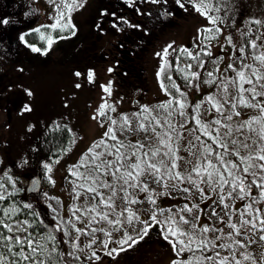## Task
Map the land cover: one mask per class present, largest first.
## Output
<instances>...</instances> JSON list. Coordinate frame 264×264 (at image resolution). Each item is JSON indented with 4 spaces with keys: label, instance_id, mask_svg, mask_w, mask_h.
<instances>
[{
    "label": "snow or ice",
    "instance_id": "snow-or-ice-1",
    "mask_svg": "<svg viewBox=\"0 0 264 264\" xmlns=\"http://www.w3.org/2000/svg\"><path fill=\"white\" fill-rule=\"evenodd\" d=\"M49 3L52 23L32 30L46 47L28 43V33L19 36L32 52L43 55L58 39L69 38L52 33L76 35L73 14L86 0ZM125 3L133 7L136 0ZM176 4L206 23L197 28L192 49L171 42L155 53L163 101L155 105L137 101L135 110L120 113L101 97L91 119L104 131L67 169L65 179L72 185L69 195L74 201L67 216L50 202L46 220L34 204L17 199L24 191L18 187V177L10 170L0 172V264H87L100 259L97 244L115 259L153 230L171 247L170 264H264V251L257 255L253 247L264 248V17L249 16L241 26L232 0H176ZM136 11L143 14L139 8ZM8 24V18L0 17V26ZM41 28L50 31L45 34ZM233 31L240 33L242 42L235 40ZM216 47L224 55L214 54ZM225 56L228 62L221 67ZM173 74L182 77L183 84ZM94 75L88 71L89 83ZM201 85L209 90L193 102L190 97L201 91ZM100 87L111 97V82ZM25 92L32 95L28 89ZM242 110L253 114L245 117ZM24 111L31 109L25 106ZM56 128L66 129L70 143H75L71 128L60 124ZM60 151L67 154L70 149ZM59 163L57 154L43 164L45 178L53 186V165ZM38 183L33 180L28 191H36ZM41 196L61 205L46 192ZM161 196L183 203L164 208L158 204ZM82 197L85 202L77 203ZM145 204L150 206L146 219L137 207ZM114 233L120 238L113 239ZM81 237H88L84 247Z\"/></svg>",
    "mask_w": 264,
    "mask_h": 264
},
{
    "label": "rangeland",
    "instance_id": "rangeland-1",
    "mask_svg": "<svg viewBox=\"0 0 264 264\" xmlns=\"http://www.w3.org/2000/svg\"><path fill=\"white\" fill-rule=\"evenodd\" d=\"M29 2L41 14V23L36 24L34 28L52 23L50 17L53 15V11L49 0H29ZM92 2L93 0H86L84 7L73 14L74 24L82 21L87 16V8ZM167 2L170 12L172 11V14L175 13V15L172 20H169V26L163 29L157 37L155 47L152 48L149 67L151 88L143 97L135 94L129 98L121 95L118 89L114 88L113 82L115 83L116 78L111 76L113 74L112 71H108L113 68L112 64H104L102 67L92 64L94 66L92 68L84 60H76L74 63L69 60H63L64 53L58 48L63 39H58L47 52V55L44 56L46 66H40L36 59L26 61L28 66L27 70H25L27 72L24 79L17 83L14 89L7 88L4 91V97H11L16 103L13 105V112H10L8 116L6 110L0 105V172L10 170V175L18 177V187L25 190L24 181L31 176H28L25 171H23L24 173H19L18 169L13 171L11 166L15 165L20 156H25L29 152L27 149L30 148L31 140L38 136L40 127L47 124L45 121L48 118L61 122L69 121L72 124L76 141L72 145V150L60 158V163L53 165L51 175L55 180L54 186L45 178V169L43 170V187L52 189L54 195L61 201V205H56V207L60 208L63 215L67 216L69 214L68 210L74 201L69 195L72 185L69 180L65 179L67 169L79 159L80 154L93 140L99 139L104 131L96 121L91 119L98 105L102 103L101 97H106L109 103H114L117 107V112L120 113H129L135 110L138 107L137 101L146 105H155L163 101L165 96L159 88L156 76L160 60L155 56V53L161 51L171 42H175L177 47L187 46L192 49V40L197 28L206 23L202 17L191 9L186 12L176 7V0H167ZM232 3L235 5L233 11L236 15L237 23L241 26H243V20L249 16L264 17V0H232ZM86 9L87 11L84 13ZM176 9L178 15L175 11ZM228 31L229 29L226 28L225 32L227 33ZM233 35L237 42H242L243 38L240 33L233 31ZM213 52L214 54L224 55L220 53L218 47L214 48ZM227 62L228 60L225 56V60L221 62V67ZM211 67H214V65H209V68ZM89 70H92L95 74L91 83L87 80ZM76 72L81 73V75H74ZM18 73L19 71L15 70L14 79L18 77ZM18 81L15 79V82ZM109 82H111V97H107V94L100 87L101 85H107ZM76 84L81 86L76 88ZM25 89L30 90L32 95H27ZM208 90L206 85H201V94L198 95V98L201 99L203 95L207 94ZM121 97H123L122 100ZM5 105L6 107L8 106L7 103ZM25 106H28L31 111H24ZM201 111L208 116L204 109H201ZM242 111H244L245 117L248 114H253L250 113V110ZM184 143H187V141ZM84 202L82 197L77 203L83 204ZM119 203L120 201L117 200L118 205ZM182 203V199L173 200L164 196L158 199V204L164 208ZM137 207L141 217L146 219L148 216L147 209L150 206L145 204ZM105 227L107 226L105 225ZM152 233H149L143 241L133 248L126 252H121L115 259L105 255L100 250L99 244H97L96 248L100 259L92 261L91 264H170L171 259H173L171 247L162 238L151 240V236L154 235ZM98 235L100 239H104L102 234ZM119 238L120 233L113 234V239ZM87 243L88 237H81V247H84ZM110 247H115V244L110 245ZM253 247L257 255L264 251V248L259 246ZM87 251V248H85L84 254Z\"/></svg>",
    "mask_w": 264,
    "mask_h": 264
},
{
    "label": "trees",
    "instance_id": "trees-1",
    "mask_svg": "<svg viewBox=\"0 0 264 264\" xmlns=\"http://www.w3.org/2000/svg\"><path fill=\"white\" fill-rule=\"evenodd\" d=\"M167 6L168 2L166 4H151L145 0H136L133 7H129L125 0H93L87 8V16L82 21L75 23L76 35L72 36L69 32L52 33V35L69 37L63 39L58 45V48L64 53L63 60H69L72 63L76 60H84L92 68H94L93 65L102 67L104 64H112L113 74L111 76L116 78L115 83L113 82L114 88L118 89L121 95L129 98L135 94L143 97L151 88L149 67L152 48L155 47L157 37L163 29L169 26V20H172L175 15L170 12ZM176 7L179 6L176 5ZM137 8L143 14H139L136 11ZM102 12L106 14L101 15ZM0 17L9 19L8 25L0 26V105L9 116L16 103L11 97H4V91L7 88L14 89L16 84L24 79L28 66L26 61L36 59L40 66L47 65L45 55L32 52L20 41L19 36L28 33L25 36L28 43L42 49L46 47V43L40 39L39 33L32 31L36 24L41 23V14L29 0H0ZM124 20H127L128 23L125 24ZM113 23L117 24L116 28L112 26ZM97 25L99 26L97 27ZM129 25H139L140 27H130ZM41 31L48 34L50 30L41 28ZM205 59L209 58L205 57ZM19 69H23V71H19ZM15 70L19 71L18 77L15 78L19 80L18 82H15L14 79ZM173 75L179 83L183 84L182 77ZM189 92L192 93V89H189ZM199 94L201 91L191 95L190 98L193 102L199 100ZM201 113L204 118H209L202 111ZM45 122L47 124L40 127L38 136L31 140L30 148L27 149L29 152L25 156L17 157L15 165L11 166L13 171L15 169H18L19 173L25 171L28 176L39 173L43 178L44 163L54 160L57 154L60 158L65 156L66 154L60 151L64 147L72 150L73 144L70 143L66 129L56 128V125L60 124L67 125L73 130L72 124L69 121L61 122L50 118ZM25 160L27 163H24ZM45 192L48 196L56 197L50 187H43L39 195H29L25 189L17 199H25L34 204L48 220L47 204L51 202L54 206L56 205L54 201H48L46 197L41 196V193ZM152 232L150 233L154 235L151 236V240L161 239L155 230ZM87 264H91V262H87Z\"/></svg>",
    "mask_w": 264,
    "mask_h": 264
},
{
    "label": "water",
    "instance_id": "water-1",
    "mask_svg": "<svg viewBox=\"0 0 264 264\" xmlns=\"http://www.w3.org/2000/svg\"><path fill=\"white\" fill-rule=\"evenodd\" d=\"M33 180H38L39 183H38V186H37V190L32 192V191H28L29 189L32 188V181ZM25 184H26V192L27 194H35V195H39L41 189H42V178H41V175L39 173L35 174L33 177H31L30 179L26 180L25 181Z\"/></svg>",
    "mask_w": 264,
    "mask_h": 264
},
{
    "label": "flooded vegetation",
    "instance_id": "flooded-vegetation-1",
    "mask_svg": "<svg viewBox=\"0 0 264 264\" xmlns=\"http://www.w3.org/2000/svg\"><path fill=\"white\" fill-rule=\"evenodd\" d=\"M172 7H174V6H172ZM167 8L169 9V7L167 6ZM170 10V9H169ZM176 11V10H175ZM172 12V11H171Z\"/></svg>",
    "mask_w": 264,
    "mask_h": 264
}]
</instances>
